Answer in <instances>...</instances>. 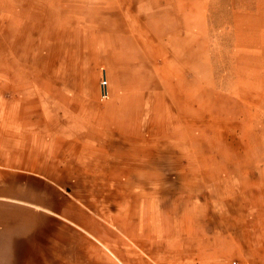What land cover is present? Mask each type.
Listing matches in <instances>:
<instances>
[{
	"label": "rangeland",
	"instance_id": "rangeland-1",
	"mask_svg": "<svg viewBox=\"0 0 264 264\" xmlns=\"http://www.w3.org/2000/svg\"><path fill=\"white\" fill-rule=\"evenodd\" d=\"M1 69L56 71L83 120L116 103L102 117L118 114L125 159L68 191L107 220L115 257L79 261H186L197 231L227 236L251 210L262 231L264 0H0ZM150 193L162 234L140 252Z\"/></svg>",
	"mask_w": 264,
	"mask_h": 264
},
{
	"label": "crops",
	"instance_id": "crops-1",
	"mask_svg": "<svg viewBox=\"0 0 264 264\" xmlns=\"http://www.w3.org/2000/svg\"><path fill=\"white\" fill-rule=\"evenodd\" d=\"M37 74L34 81L29 70H0V264H88L79 255L115 257L107 220L68 191L119 169L125 159L118 114L102 117L116 103L101 107L100 117L80 119L71 111L76 96L63 94L58 73ZM111 145L121 146V153L109 151ZM147 182L137 187L145 190L152 185ZM156 218L150 193L134 219L140 252L162 234L154 231ZM254 223L251 210L244 226L235 224L227 236L197 231L193 256L188 250L186 261L171 264H264V227L255 230ZM221 237L231 245L222 247Z\"/></svg>",
	"mask_w": 264,
	"mask_h": 264
}]
</instances>
